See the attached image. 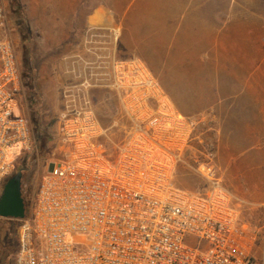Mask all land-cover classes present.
<instances>
[{"label":"built area","instance_id":"2783aa9c","mask_svg":"<svg viewBox=\"0 0 264 264\" xmlns=\"http://www.w3.org/2000/svg\"><path fill=\"white\" fill-rule=\"evenodd\" d=\"M93 52L72 57L79 81L62 92L59 153L32 211L0 217L18 224L14 264H259L236 198L212 167L206 178L216 187L206 194L175 182L195 120L175 108L141 60ZM101 89L118 95L122 123L103 125L92 98ZM22 90L15 46L0 39V189L14 171L12 156L34 146L31 122L18 110Z\"/></svg>","mask_w":264,"mask_h":264},{"label":"crops","instance_id":"0c3cea01","mask_svg":"<svg viewBox=\"0 0 264 264\" xmlns=\"http://www.w3.org/2000/svg\"><path fill=\"white\" fill-rule=\"evenodd\" d=\"M104 11L120 20L119 57L141 60L181 114L213 123L215 166L264 264V0H129Z\"/></svg>","mask_w":264,"mask_h":264},{"label":"rangeland","instance_id":"374dc122","mask_svg":"<svg viewBox=\"0 0 264 264\" xmlns=\"http://www.w3.org/2000/svg\"><path fill=\"white\" fill-rule=\"evenodd\" d=\"M128 1L2 0L4 16L0 21V39L10 40L15 46L24 79L18 110L30 120L34 139L30 153L21 151L18 156H12L14 171L9 177L23 173L27 214L32 211L38 185L48 163L59 153L58 117L63 109L62 92L68 85L79 81L72 73L74 59L71 57L66 61L65 53L80 54L88 59L87 49L93 48L96 53L110 55L111 60H129L119 57L117 50L122 32L120 20L117 18L110 22L103 19L105 4L120 11ZM17 4H20L30 29L26 36L14 14ZM93 6L97 10V19L88 23L86 15L92 12ZM77 12L79 18H72L71 13ZM109 47L114 51H108ZM92 98L104 125L124 121L117 94L109 90H93ZM177 108L185 114L181 107ZM191 118L196 122L193 140L180 157L174 179L179 187L189 192L206 194L216 187L206 178L207 168L212 167L217 176H221L215 166L217 139L212 122L207 123L201 116ZM3 188L0 189L1 194ZM17 230L18 224L1 221L0 264H14L18 249Z\"/></svg>","mask_w":264,"mask_h":264},{"label":"water","instance_id":"95a60500","mask_svg":"<svg viewBox=\"0 0 264 264\" xmlns=\"http://www.w3.org/2000/svg\"><path fill=\"white\" fill-rule=\"evenodd\" d=\"M23 173L8 178L0 196V217L4 219H24L27 214L22 191Z\"/></svg>","mask_w":264,"mask_h":264},{"label":"trees","instance_id":"16d2710c","mask_svg":"<svg viewBox=\"0 0 264 264\" xmlns=\"http://www.w3.org/2000/svg\"><path fill=\"white\" fill-rule=\"evenodd\" d=\"M17 6H18L17 10H14V14H15V16H16V21H17V23H18L19 26H20V30H21V32H22V33H25V36H26L27 34L30 33V32H29L30 29H29V26H28V24H27V21H26L25 18H24V14H23L22 11L20 10V9H21L20 4H17ZM27 63H28V62H27ZM22 78H23V76H22ZM23 82H24V79H23ZM103 125H104V124H103ZM105 126H107V125H105ZM22 191H23V198H24V200L26 201V198H25V190H24L23 187H22ZM4 221H7V222H10V223H13V224H17V223L14 222V221H9V220H4ZM0 235H1V223H0ZM16 236H17V233H16ZM16 243H17V245H18V241H17V239H16ZM17 252H18V249H17V251H16V253H15V257H16Z\"/></svg>","mask_w":264,"mask_h":264}]
</instances>
